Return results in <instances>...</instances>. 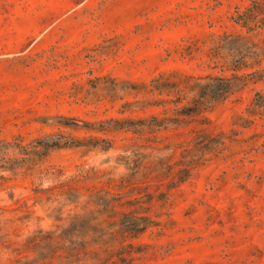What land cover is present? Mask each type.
Instances as JSON below:
<instances>
[{
    "label": "rangeland",
    "instance_id": "obj_1",
    "mask_svg": "<svg viewBox=\"0 0 264 264\" xmlns=\"http://www.w3.org/2000/svg\"><path fill=\"white\" fill-rule=\"evenodd\" d=\"M0 264H264V0H0Z\"/></svg>",
    "mask_w": 264,
    "mask_h": 264
},
{
    "label": "trees",
    "instance_id": "obj_2",
    "mask_svg": "<svg viewBox=\"0 0 264 264\" xmlns=\"http://www.w3.org/2000/svg\"><path fill=\"white\" fill-rule=\"evenodd\" d=\"M242 17H243V16H240V19H239V20H245V19H246V18L244 19V18H242ZM210 77H211V76H210ZM211 78H212V77H211ZM223 93H225L224 90H223ZM226 93H228V92H226ZM211 96H212V94H211ZM212 97H215V96H212Z\"/></svg>",
    "mask_w": 264,
    "mask_h": 264
}]
</instances>
